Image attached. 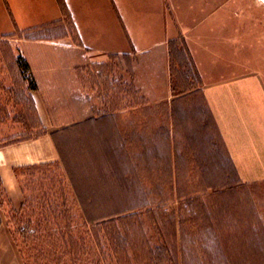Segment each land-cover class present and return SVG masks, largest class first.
Returning <instances> with one entry per match:
<instances>
[{"label": "rangeland", "instance_id": "obj_1", "mask_svg": "<svg viewBox=\"0 0 264 264\" xmlns=\"http://www.w3.org/2000/svg\"><path fill=\"white\" fill-rule=\"evenodd\" d=\"M160 1L175 33L182 34L173 40L184 39L191 62L182 55L173 64L170 40L161 44L164 50L155 46L130 62L108 58L104 62L109 65L100 66L75 35L72 44L61 40L69 31L74 34L69 18L67 26L61 20L55 29L0 39V130L8 137L43 132L28 90L29 75L17 69V57L24 50L35 67H56L54 74H31L36 83L35 75L53 88L44 90L51 96L62 160L19 170L34 206L28 208L39 220L40 196L47 194L53 204L66 197L65 206H55L57 213L67 209L79 230L80 199L96 214L128 216L111 230H101V243L94 248L93 236L84 234L90 253L79 264H264V229L255 230L264 224V216L257 217L264 213V182H240L201 95V74L183 34L215 18V36L232 39L238 53L264 59V0ZM108 8H102L105 17ZM121 9L126 12L125 6ZM225 20L226 27L218 28ZM118 106L114 114H100ZM12 219L11 230L33 264H56L58 254L47 257L53 248L42 254L40 243H22L23 228ZM63 261L72 263L69 256Z\"/></svg>", "mask_w": 264, "mask_h": 264}, {"label": "crops", "instance_id": "obj_2", "mask_svg": "<svg viewBox=\"0 0 264 264\" xmlns=\"http://www.w3.org/2000/svg\"><path fill=\"white\" fill-rule=\"evenodd\" d=\"M63 2L62 6L60 0H0V39L29 30L55 29L56 23L63 20L65 26L69 22L74 34L69 31L66 36L64 33L61 40L72 44L75 35L91 61L100 64L110 55L147 52L182 35L175 33L173 22L163 12L160 0L155 5L152 0ZM105 4L109 5L107 17L101 13ZM122 5L126 12L121 9ZM215 20L209 18L199 24L195 32L191 34L187 30L183 36L201 74V95L240 182L245 185L264 182V59L261 55L256 61L246 53H238L234 51L232 39L215 36ZM219 26L225 28L226 20ZM21 55L28 60L30 73L56 72L54 66L38 68L32 65L24 50ZM17 69L23 74L18 64ZM1 71L6 73L5 69ZM34 77L37 87L30 88L28 81V90L43 132L19 138L17 133L8 137L0 130V264H26L10 224L12 214L25 204L19 170L40 165L49 167L62 160L49 109L51 96L44 90L53 88L43 86L39 78ZM263 216L264 213L257 214L259 220ZM263 229L262 222L256 225V232Z\"/></svg>", "mask_w": 264, "mask_h": 264}, {"label": "trees", "instance_id": "obj_3", "mask_svg": "<svg viewBox=\"0 0 264 264\" xmlns=\"http://www.w3.org/2000/svg\"><path fill=\"white\" fill-rule=\"evenodd\" d=\"M60 1L64 4L62 0ZM179 44H183V45L180 47L178 46ZM169 45H170L169 54H170L171 61L173 62V64L176 62V58L182 55L187 56L188 61L191 62L192 58L190 57V51L186 47L184 39L183 40L181 39L180 43L178 44L176 43L175 40H171ZM158 47H160L161 49L163 48V50L165 48L164 45H158ZM142 53L146 54L148 52H142ZM136 55L140 56L139 53H133V54H123V55H110L109 58L111 60L113 58H117L118 60L120 59V61L126 60L130 62V60L134 58V56ZM16 60H17V64L22 68L23 74L27 73L29 75L28 77L29 87L33 89L36 88L37 83L35 79L33 78L32 74L29 72L30 64L28 60L21 54L17 57ZM98 65L106 66V65H109V63L101 62ZM111 65H113L112 62H111ZM194 74H195L194 79L198 80L199 77L197 75L196 69H195ZM186 89L183 91H186ZM119 108H120L119 106L114 107L112 109H110V107L105 108L100 111V114L102 116L114 114L116 112L115 110H119ZM35 167H44V166L43 165L33 166V167H28V169L35 168ZM233 168L235 169L234 164H233ZM22 186L25 192V204L19 211H16L12 214L11 219L14 218V220L17 222L16 225L18 226L19 230L23 228L20 234L23 239L22 243H25L28 241L40 243L39 245H42L41 247L42 254H44V251H47L46 248L48 249V251L49 249L53 248L52 252H49V253L47 252V257L48 256L50 257L52 255L56 256L58 254L56 264H68L67 262L63 261L64 256H69L71 258L72 260L71 264H79L82 262L85 263V259H82L81 257H83L84 253L86 252L90 253V251L88 250V248L86 249V246H85L86 238L83 235L86 234V236L88 237L89 235L93 236L94 241L91 243H92V248H94V246H97L98 243L99 244L101 243L100 242L101 241V230L102 231L105 229L108 230V228L109 230H111L113 226H116V224L119 223V221L128 217V216H117L116 213H110V214H104V215L102 213H101L102 215L96 214L95 212L88 210L85 207V202L82 201L80 198H78L80 199L78 200V202L80 203L82 212H83V215L81 216L82 221L80 222V224H82L83 229L79 230L76 227V222L73 221V219H71L72 217H70L71 215L69 214V211L67 209H64V211L62 212L60 211L59 213H57L58 208H56L55 206L56 205L65 206L67 204L68 199L66 197H63V201L61 202V204H58V203L53 204V200L50 197H48L47 194L44 193V196L42 195L40 196L41 199L39 198L42 204L41 205L42 212L40 215L41 219L34 220V216H36L37 214L35 210L33 209L34 206L30 204V200L26 194L24 185ZM73 188L76 191V188L75 187ZM62 192H65L64 188ZM76 194H78L77 191H76ZM61 195H63V193ZM31 206L33 208H28ZM30 209H31V213H30ZM60 217H62V219L66 218L64 219L65 221L63 220L60 221L59 220ZM11 219L10 221L13 222V219L12 220ZM111 226L112 228H110ZM115 232L117 233L116 230ZM12 234H13V237L17 245L19 246L23 254L25 263L33 264L32 256L30 255V253L24 250V247H22V244L20 243L19 238L16 235L17 234L16 231H12ZM118 235H119V232H118ZM121 238H122V241L124 242L125 240L126 241L128 240L126 236H122ZM43 244L45 246H43ZM44 258H43V261H45Z\"/></svg>", "mask_w": 264, "mask_h": 264}]
</instances>
